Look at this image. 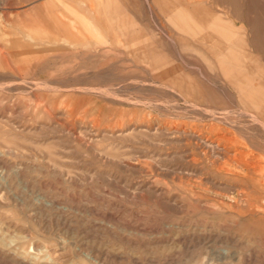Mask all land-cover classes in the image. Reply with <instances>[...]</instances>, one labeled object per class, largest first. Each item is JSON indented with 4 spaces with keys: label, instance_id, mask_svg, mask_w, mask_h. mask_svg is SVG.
<instances>
[{
    "label": "rangeland",
    "instance_id": "1",
    "mask_svg": "<svg viewBox=\"0 0 264 264\" xmlns=\"http://www.w3.org/2000/svg\"><path fill=\"white\" fill-rule=\"evenodd\" d=\"M259 94L264 0H0V264H264Z\"/></svg>",
    "mask_w": 264,
    "mask_h": 264
},
{
    "label": "bare ground",
    "instance_id": "2",
    "mask_svg": "<svg viewBox=\"0 0 264 264\" xmlns=\"http://www.w3.org/2000/svg\"><path fill=\"white\" fill-rule=\"evenodd\" d=\"M94 10V9H93ZM108 10V9H107ZM50 22V21H49ZM30 39V38H29ZM248 85V84H247ZM258 90H259V88H258ZM263 93V92H262ZM240 100H241V102L243 101V103H245V105L246 106H248V111H242V115H245V116H247V117H249L251 120V125L252 126H259V127H262L263 129H264V96H261L260 94L259 95H257V96H255V97H251V96H241L240 97ZM241 104V103H240ZM241 105H243V104H241ZM215 115V114H214ZM216 116V115H215ZM219 119V118H218ZM232 125H234V124H232ZM236 125V124H235ZM215 127V126H214ZM233 127V126H232ZM236 127H238V126H236ZM217 128V127H216ZM209 129H210V127H209ZM261 129V128H260ZM207 131H208V129H207ZM224 131V130H223ZM222 132V131H221ZM205 134V133H204ZM212 135H214V134H212ZM220 135V134H219ZM224 135V134H223ZM231 135V134H230ZM232 136H234V135H232ZM214 137H216V136H214ZM207 138V137H206ZM227 138V137H226ZM230 138V137H229ZM215 139V138H214ZM217 140H219L218 142H222V140H224V138H223V136H221V138H218V139H216V141ZM230 140V139H229ZM206 141V140H205ZM205 141H203V142H205ZM210 141V140H209ZM208 141V142H209ZM214 141V140H213ZM231 141V140H230ZM210 143V142H209ZM214 143V142H213ZM216 143V142H215ZM226 144V143H225ZM217 145H215V147H216ZM210 147V146H209ZM227 147V146H226ZM235 147V146H234ZM244 147V146H243ZM224 148V147H223ZM206 149V148H205ZM210 149V148H209ZM237 149V148H236ZM208 150V149H207ZM234 150V149H233ZM251 151V150H250ZM215 152H217V151H215ZM226 152V151H225ZM219 153V152H218ZM223 153V152H222ZM227 153V152H226ZM236 153H238V151L236 152ZM236 153H235V155H236ZM249 153V152H248ZM253 153V152H252ZM231 155V154H230ZM228 156V155H227ZM234 156V155H233ZM236 157V156H235ZM254 157V156H253ZM250 158V157H249ZM254 158H256V157H254ZM229 159V158H228ZM233 160H234V158H232ZM236 159V158H235ZM238 159V158H237ZM244 159H245V157H244ZM253 159V158H252ZM226 160V159H225ZM241 160V159H240ZM239 160V161H240ZM230 161H232V160H230ZM236 161H238V160H236ZM235 162V161H234ZM234 162H231V164H232V166H233V164H234ZM227 163V162H226ZM236 164V163H235ZM234 164V165H235ZM251 164V163H250ZM253 164V163H252ZM251 164V165H252ZM256 164V163H255ZM263 165V164H262ZM225 166V165H224ZM237 166V165H236ZM239 166V165H238ZM238 166H237V168H238ZM240 166H243L244 167V171H247V175H243L242 176V178H245V179H249V180H251V181H253V186H257V187H261V186H264V183H263V181L264 180H258V179H256L255 180V176H254V179H253V177H252V174H254V173H251L252 171H255V169L253 168L252 169V167L248 164V163H246V165H240ZM264 166V165H263ZM229 168V167H228ZM233 168V167H232ZM222 169H224V168H222ZM221 169V170H222ZM240 169V168H239ZM243 169V168H242ZM220 170V169H219ZM241 170V169H240ZM229 171H230V168H229ZM243 171V170H242ZM243 171V172H244ZM232 172V171H231ZM235 172V171H234ZM258 172V171H257ZM263 171H261V173H262ZM235 173H237V172H235ZM245 173V172H244ZM249 173H250V176H249ZM259 173V172H258ZM257 175V174H256ZM259 175V174H258ZM263 175V174H262ZM260 177H262V176H260ZM257 178V177H256Z\"/></svg>",
    "mask_w": 264,
    "mask_h": 264
},
{
    "label": "crops",
    "instance_id": "3",
    "mask_svg": "<svg viewBox=\"0 0 264 264\" xmlns=\"http://www.w3.org/2000/svg\"><path fill=\"white\" fill-rule=\"evenodd\" d=\"M98 4V3H97ZM47 8H49L48 6H46ZM46 8V9H47ZM94 9V10H93ZM49 11H52L51 9L49 10ZM66 11H67V13H68V15H77V11L76 10H74V9H66ZM89 11L90 12H94V13H96V14H106V9H101L100 10V7H99V4H98V6L97 7H95V8H89ZM48 15H53V13H48ZM53 20V22H51L50 21V25L51 26H53L54 25V19H52ZM37 25V24H36ZM75 29H77V28H75ZM77 31H79L78 29H77ZM79 33H80V31H79Z\"/></svg>",
    "mask_w": 264,
    "mask_h": 264
}]
</instances>
